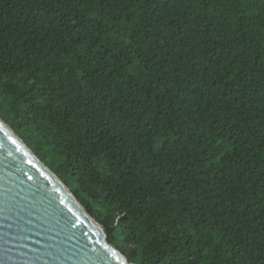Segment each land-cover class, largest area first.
I'll use <instances>...</instances> for the list:
<instances>
[{"label": "trees", "instance_id": "1", "mask_svg": "<svg viewBox=\"0 0 264 264\" xmlns=\"http://www.w3.org/2000/svg\"><path fill=\"white\" fill-rule=\"evenodd\" d=\"M264 0H0V118L132 264H264Z\"/></svg>", "mask_w": 264, "mask_h": 264}, {"label": "water", "instance_id": "2", "mask_svg": "<svg viewBox=\"0 0 264 264\" xmlns=\"http://www.w3.org/2000/svg\"><path fill=\"white\" fill-rule=\"evenodd\" d=\"M66 219L77 227L69 230ZM73 231L87 240L88 249L72 238ZM91 248L110 257L116 253L111 264H132L109 243L105 228L0 118V264H98Z\"/></svg>", "mask_w": 264, "mask_h": 264}, {"label": "snow or ice", "instance_id": "3", "mask_svg": "<svg viewBox=\"0 0 264 264\" xmlns=\"http://www.w3.org/2000/svg\"><path fill=\"white\" fill-rule=\"evenodd\" d=\"M258 71H259L261 79H264V63L261 64ZM13 143H15V141H13ZM28 178L31 179L30 176ZM61 203H63V201H61ZM69 211H71V209H69ZM77 219H78V217H77ZM65 226L69 230L75 229L77 227L76 222L71 220V219L65 220ZM72 238L73 239H79V242L83 248H85V249L89 248L87 240L84 239L82 237V235L80 237H77V233L75 231H73ZM90 250L96 253L97 258H98V264H111V257L116 256V253H114V252L111 253V257H110L107 252H96L95 248H91ZM261 256L264 257V253H261ZM159 264H176L175 254L174 253H172V254L161 253V256L159 258Z\"/></svg>", "mask_w": 264, "mask_h": 264}]
</instances>
